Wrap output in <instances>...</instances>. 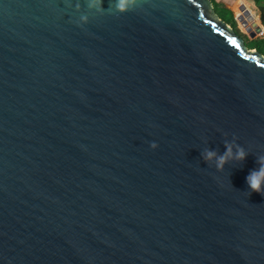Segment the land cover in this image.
Returning <instances> with one entry per match:
<instances>
[{
  "label": "water",
  "instance_id": "95a60500",
  "mask_svg": "<svg viewBox=\"0 0 264 264\" xmlns=\"http://www.w3.org/2000/svg\"><path fill=\"white\" fill-rule=\"evenodd\" d=\"M90 3L0 0V264H264V55L212 0Z\"/></svg>",
  "mask_w": 264,
  "mask_h": 264
},
{
  "label": "clouds",
  "instance_id": "9594fccd",
  "mask_svg": "<svg viewBox=\"0 0 264 264\" xmlns=\"http://www.w3.org/2000/svg\"><path fill=\"white\" fill-rule=\"evenodd\" d=\"M101 0H91L90 7H96ZM130 3V0H118L117 7L119 10L123 11L126 6ZM79 8V5H77ZM102 7V6H101ZM81 21H86V16L80 17ZM151 147L155 148L156 144L153 142ZM234 145L226 143L225 152L223 154H217L214 150H208L203 155L207 160H215L218 168H223V165L229 160H239L243 161L247 156L246 150L241 146H235L236 150L233 151ZM259 167L258 169H253L246 177L247 184L252 191L261 192L264 194V156L258 157Z\"/></svg>",
  "mask_w": 264,
  "mask_h": 264
},
{
  "label": "trees",
  "instance_id": "16d2710c",
  "mask_svg": "<svg viewBox=\"0 0 264 264\" xmlns=\"http://www.w3.org/2000/svg\"><path fill=\"white\" fill-rule=\"evenodd\" d=\"M254 1L260 5V8L263 13L261 22L258 21V16H256L253 12L247 14L248 19H238L237 16L241 11V7L237 5V0H212V3L214 5L216 13L228 24H230L237 31V33H240V22L242 25H247L246 27L250 29V35L254 37L264 31V0Z\"/></svg>",
  "mask_w": 264,
  "mask_h": 264
},
{
  "label": "rangeland",
  "instance_id": "374dc122",
  "mask_svg": "<svg viewBox=\"0 0 264 264\" xmlns=\"http://www.w3.org/2000/svg\"><path fill=\"white\" fill-rule=\"evenodd\" d=\"M237 5L241 7V11L238 14V19L241 18L242 20L248 19L247 14L254 13L256 16H258V21L261 22L262 20V10L260 8V5L257 4L254 0H237ZM264 4V3H263ZM247 25H242L239 22V34L244 39L246 45L250 49H256L260 53L264 55V31L261 34H258L254 37L250 35V29L246 27ZM255 47V48H253Z\"/></svg>",
  "mask_w": 264,
  "mask_h": 264
},
{
  "label": "snow or ice",
  "instance_id": "6c2138e0",
  "mask_svg": "<svg viewBox=\"0 0 264 264\" xmlns=\"http://www.w3.org/2000/svg\"><path fill=\"white\" fill-rule=\"evenodd\" d=\"M232 43H233V44H236V41H235V40H233V41H232Z\"/></svg>",
  "mask_w": 264,
  "mask_h": 264
}]
</instances>
